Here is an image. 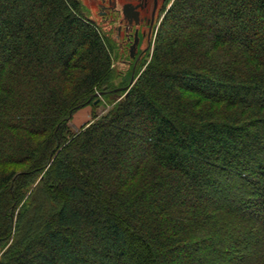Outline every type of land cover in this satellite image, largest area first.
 I'll return each mask as SVG.
<instances>
[{"label":"trees","instance_id":"trees-1","mask_svg":"<svg viewBox=\"0 0 264 264\" xmlns=\"http://www.w3.org/2000/svg\"><path fill=\"white\" fill-rule=\"evenodd\" d=\"M162 12L111 86L80 0H0V264H264V0Z\"/></svg>","mask_w":264,"mask_h":264},{"label":"water","instance_id":"water-1","mask_svg":"<svg viewBox=\"0 0 264 264\" xmlns=\"http://www.w3.org/2000/svg\"><path fill=\"white\" fill-rule=\"evenodd\" d=\"M89 8L100 15L105 24L112 29V39L121 48L134 38L130 46L131 57L137 51L143 38V54L152 48L159 23V18L166 0H86ZM113 22V23H111ZM135 80V72L132 73L130 85ZM124 87L123 89H126ZM121 88L115 89V91ZM101 95V94H98Z\"/></svg>","mask_w":264,"mask_h":264},{"label":"rangeland","instance_id":"rangeland-1","mask_svg":"<svg viewBox=\"0 0 264 264\" xmlns=\"http://www.w3.org/2000/svg\"><path fill=\"white\" fill-rule=\"evenodd\" d=\"M80 1L83 5L84 14L87 17H89L91 20L96 22L113 42V47H114L113 64H112V72L110 73V79L111 80L109 79L108 83H110L111 86L112 85H122V84L125 86L127 83L130 82L133 72H132L131 68H128L127 66L121 65L122 55L120 53V48L118 47L117 43L114 42L112 39V34H113L112 29L109 28L108 24L104 23V20L100 15H96L91 10V8H89L86 0H80ZM163 13L164 12H162L160 15L158 26H159L161 19L163 17ZM155 37H156V35H155ZM142 45H143V41H142ZM153 47H154V43H153V46L151 48L150 54L148 52L146 58L144 59L143 63L141 64V66L139 68H137V70L135 71L136 74L139 75V73L144 70L145 66L150 61L151 55L153 53ZM135 80H136V78H135ZM121 90H123V88H121L119 91H121ZM120 95L122 96L123 93H121ZM107 104H108V101H104L100 106H93V104H88V105L78 109L77 111H75L71 121L69 122L70 130L74 132V131H78V130L82 129L86 125V123H88L92 119L93 114H95V113L101 114L108 107ZM16 215H17V211H16ZM1 254H2V251H0V256H1Z\"/></svg>","mask_w":264,"mask_h":264},{"label":"flooded vegetation","instance_id":"flooded-vegetation-1","mask_svg":"<svg viewBox=\"0 0 264 264\" xmlns=\"http://www.w3.org/2000/svg\"><path fill=\"white\" fill-rule=\"evenodd\" d=\"M113 23V22H111ZM141 35V40L140 43L138 44L137 51L133 57H131V52H130V46L132 42L134 41V38L131 37V41L127 42V44L124 45L123 51L121 53L122 58H121V65L122 66H127L128 68L132 69V72H135L137 68L141 66L143 63L144 59L147 56V52L143 54V48H142V40L144 37H142V32H140ZM121 50V48H120Z\"/></svg>","mask_w":264,"mask_h":264}]
</instances>
